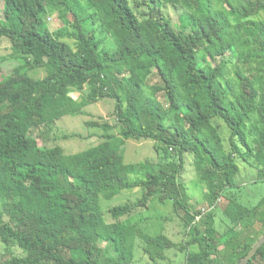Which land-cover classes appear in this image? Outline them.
Returning a JSON list of instances; mask_svg holds the SVG:
<instances>
[{
	"label": "trees",
	"instance_id": "1",
	"mask_svg": "<svg viewBox=\"0 0 264 264\" xmlns=\"http://www.w3.org/2000/svg\"><path fill=\"white\" fill-rule=\"evenodd\" d=\"M1 1L0 41L23 64L0 80V239L26 252L0 264H127L137 241L151 261L178 248L185 264H237L264 233V196L250 205L234 191L239 159L264 175V0ZM47 7L72 21L51 29ZM107 99L113 124L85 120L103 131L96 145L66 154L30 135ZM128 139L153 142L158 159L143 173L146 163L125 161ZM188 153L205 188L200 209L186 200ZM134 188L140 197L108 218L101 199ZM155 200L183 212L181 241L129 221ZM247 264H264V244Z\"/></svg>",
	"mask_w": 264,
	"mask_h": 264
},
{
	"label": "rangeland",
	"instance_id": "2",
	"mask_svg": "<svg viewBox=\"0 0 264 264\" xmlns=\"http://www.w3.org/2000/svg\"><path fill=\"white\" fill-rule=\"evenodd\" d=\"M163 9L174 22L180 23L184 27L189 26L188 18L184 16L183 11L179 8L172 7L171 5H164ZM2 16V1L0 0V18H2ZM44 17L49 27L53 30L59 29L72 21V16L65 7H47ZM259 17H264L263 11L260 13ZM65 38L73 44V38ZM11 52L12 49L8 37H2L0 41V80L15 66L23 64V60L15 59V57H12ZM28 74L38 78L43 77L46 73L43 68H32V70L28 71ZM150 77L151 83L158 81L155 74H152ZM70 93L74 98L80 101L84 98V94L74 87L71 88ZM113 105V100L109 99L88 104L84 107L85 111H87V115L77 113L66 114L53 124L38 125L32 128L30 135L37 139L41 148L59 145L66 154L79 152L103 140L102 129L99 127H88L85 124V120L104 118L109 123L113 124L114 118L110 115ZM222 126L225 128L226 132L229 133L226 125L222 123ZM111 131L117 132V129L114 128ZM123 154L126 162L146 163V165H143L140 169V173L147 170L150 163L154 164L158 159L151 140L128 139L123 146ZM193 161V155L189 153L186 154V165L182 175V181L186 188L187 203L192 205L194 209H200L204 206L206 201L204 196L205 188L197 180ZM237 163L239 165V172L234 177L237 185L234 191L240 194L244 203L254 205L264 196V175L259 177L258 169L250 166L241 159H239ZM140 195L141 190L139 188L123 190L111 199L102 198L101 206L106 216L110 218V207L123 204L129 200H136ZM182 215L183 212L181 210H179V213L173 211L171 201L161 203L155 200L151 203V208L149 210L137 212L129 221L131 223H137V226L141 227L145 232L150 234L162 232L173 241L179 242L186 235L181 218ZM261 227H264V225ZM102 245H104V243H102ZM196 249L197 246H190L191 251ZM24 251L18 247L16 243L12 242L6 245L0 239V262L9 260L13 256H22L26 252ZM127 264H185V253L181 252L178 248H174L167 251L166 259L151 261L143 253L140 241H137L134 249V260Z\"/></svg>",
	"mask_w": 264,
	"mask_h": 264
},
{
	"label": "water",
	"instance_id": "3",
	"mask_svg": "<svg viewBox=\"0 0 264 264\" xmlns=\"http://www.w3.org/2000/svg\"><path fill=\"white\" fill-rule=\"evenodd\" d=\"M264 244V233L259 237V239L252 245L248 253L240 259L237 264H247L248 261L253 257L258 248Z\"/></svg>",
	"mask_w": 264,
	"mask_h": 264
},
{
	"label": "built area",
	"instance_id": "4",
	"mask_svg": "<svg viewBox=\"0 0 264 264\" xmlns=\"http://www.w3.org/2000/svg\"><path fill=\"white\" fill-rule=\"evenodd\" d=\"M215 206V203L214 204H212L211 206H210V208H213ZM209 208V209H210ZM208 211V209H206V208H203V212L205 213V212H207Z\"/></svg>",
	"mask_w": 264,
	"mask_h": 264
}]
</instances>
